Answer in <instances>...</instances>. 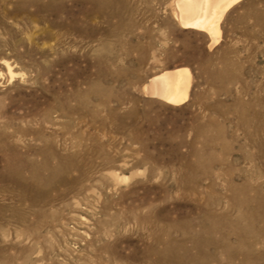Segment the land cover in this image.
Here are the masks:
<instances>
[{
  "label": "rangeland",
  "instance_id": "374dc122",
  "mask_svg": "<svg viewBox=\"0 0 264 264\" xmlns=\"http://www.w3.org/2000/svg\"><path fill=\"white\" fill-rule=\"evenodd\" d=\"M175 11L0 0V264H264V0Z\"/></svg>",
  "mask_w": 264,
  "mask_h": 264
},
{
  "label": "bare ground",
  "instance_id": "6f19581e",
  "mask_svg": "<svg viewBox=\"0 0 264 264\" xmlns=\"http://www.w3.org/2000/svg\"><path fill=\"white\" fill-rule=\"evenodd\" d=\"M235 1L237 0H175L177 10L175 15L183 27L202 29L208 34L210 40H215L220 28L219 18ZM7 70L10 76H13L9 66ZM190 78L186 67L163 71L153 76L143 89L149 95L157 96L167 103L179 104L185 101L189 92Z\"/></svg>",
  "mask_w": 264,
  "mask_h": 264
}]
</instances>
